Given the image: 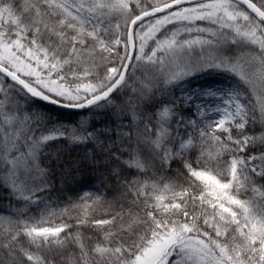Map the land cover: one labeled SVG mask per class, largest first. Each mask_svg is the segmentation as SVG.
Listing matches in <instances>:
<instances>
[{"label":"snow or ice","instance_id":"obj_1","mask_svg":"<svg viewBox=\"0 0 264 264\" xmlns=\"http://www.w3.org/2000/svg\"><path fill=\"white\" fill-rule=\"evenodd\" d=\"M258 181L264 0H0V264H264Z\"/></svg>","mask_w":264,"mask_h":264},{"label":"trees","instance_id":"obj_2","mask_svg":"<svg viewBox=\"0 0 264 264\" xmlns=\"http://www.w3.org/2000/svg\"><path fill=\"white\" fill-rule=\"evenodd\" d=\"M220 81H224L221 83ZM233 83V81L225 80L224 77H219L215 73L209 75L207 73H200L194 77H191L184 87H186L189 91L197 90V89H205L210 86L214 87L215 85H221L227 87L228 84ZM178 91V90H177ZM44 108L50 111L53 116L62 123L71 124L76 123L79 120L83 119V115L81 112L74 111H66L61 110L52 105L45 104ZM97 120H102V116L95 117ZM50 153L53 155H61L62 160L69 159H79L82 155V151L80 148L69 144L66 141H56L52 143L51 147L48 149ZM71 167V165H69ZM106 175V174H105ZM54 186L58 191H53L51 196L54 201L60 202V204L67 203L65 197H71L73 200L76 199L77 191H96L97 189L107 190V185L111 184L110 180H106L104 175L100 172H92L91 170L84 168L80 172H74L72 175H67L61 178L60 173L57 172L55 176H53ZM258 184L264 183V181H258ZM76 189L77 191H73ZM7 193L0 190V203H3V197L6 196ZM83 231V229H82ZM87 235H92V233L85 232Z\"/></svg>","mask_w":264,"mask_h":264},{"label":"water","instance_id":"obj_3","mask_svg":"<svg viewBox=\"0 0 264 264\" xmlns=\"http://www.w3.org/2000/svg\"><path fill=\"white\" fill-rule=\"evenodd\" d=\"M54 107H57L59 109H62V110H67V111H77V110H71V109H66V108H62V107H58V106H55V105H52ZM79 112V111H78Z\"/></svg>","mask_w":264,"mask_h":264},{"label":"rangeland","instance_id":"obj_4","mask_svg":"<svg viewBox=\"0 0 264 264\" xmlns=\"http://www.w3.org/2000/svg\"><path fill=\"white\" fill-rule=\"evenodd\" d=\"M212 87V86H210ZM224 86H221V85H215L214 88H223ZM209 88V87H208Z\"/></svg>","mask_w":264,"mask_h":264}]
</instances>
